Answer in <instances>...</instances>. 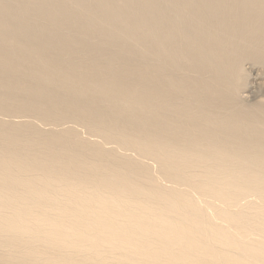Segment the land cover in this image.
Here are the masks:
<instances>
[{"label":"bare ground","instance_id":"1","mask_svg":"<svg viewBox=\"0 0 264 264\" xmlns=\"http://www.w3.org/2000/svg\"><path fill=\"white\" fill-rule=\"evenodd\" d=\"M259 78L264 0H0V264H264Z\"/></svg>","mask_w":264,"mask_h":264},{"label":"rangeland","instance_id":"2","mask_svg":"<svg viewBox=\"0 0 264 264\" xmlns=\"http://www.w3.org/2000/svg\"><path fill=\"white\" fill-rule=\"evenodd\" d=\"M257 73H258V71L253 69L252 76H254V77H260L262 75V74L260 76L255 75ZM255 83H256L255 84V89H254L255 92L253 93L254 95L251 94V96L253 95L252 98H250V99H252L251 101H253L255 99H259V98H264V85L262 84L263 83V79L262 78H259V79H257V81Z\"/></svg>","mask_w":264,"mask_h":264}]
</instances>
